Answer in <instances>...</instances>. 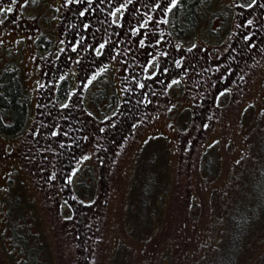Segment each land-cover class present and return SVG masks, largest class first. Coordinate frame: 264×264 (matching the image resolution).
I'll list each match as a JSON object with an SVG mask.
<instances>
[{
  "label": "rangeland",
  "instance_id": "374dc122",
  "mask_svg": "<svg viewBox=\"0 0 264 264\" xmlns=\"http://www.w3.org/2000/svg\"><path fill=\"white\" fill-rule=\"evenodd\" d=\"M31 1L0 264H264V0Z\"/></svg>",
  "mask_w": 264,
  "mask_h": 264
},
{
  "label": "trees",
  "instance_id": "16d2710c",
  "mask_svg": "<svg viewBox=\"0 0 264 264\" xmlns=\"http://www.w3.org/2000/svg\"><path fill=\"white\" fill-rule=\"evenodd\" d=\"M195 3L196 1L191 3L188 2L187 8L184 12V19L190 26L195 20ZM177 9L178 8L176 7L175 10ZM26 112L27 106L25 96L18 79L16 68L4 71L0 77V128L6 132L18 131L26 117ZM4 118H12V122L6 124ZM262 205L264 207V201L262 202Z\"/></svg>",
  "mask_w": 264,
  "mask_h": 264
},
{
  "label": "flooded vegetation",
  "instance_id": "af4514ba",
  "mask_svg": "<svg viewBox=\"0 0 264 264\" xmlns=\"http://www.w3.org/2000/svg\"><path fill=\"white\" fill-rule=\"evenodd\" d=\"M30 2L32 1L31 0H0V25L6 26L8 22L15 21V19L17 21L18 19H23V14H24L23 8L26 5L30 6ZM91 2L93 5L91 4ZM95 2H97V0L95 1L79 0V3H81L84 8H89L91 11L94 10V13H100V9H102V5L99 3L95 4ZM179 3H176L177 5L175 4L174 9L176 8V6H178ZM63 23L64 25H69V23L66 22ZM155 69L157 70V66Z\"/></svg>",
  "mask_w": 264,
  "mask_h": 264
}]
</instances>
